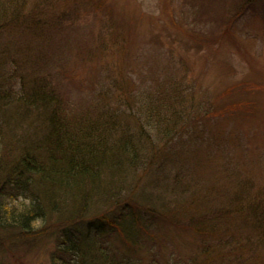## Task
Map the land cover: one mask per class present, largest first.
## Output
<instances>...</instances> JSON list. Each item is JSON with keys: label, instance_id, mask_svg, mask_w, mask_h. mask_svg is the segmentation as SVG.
Returning a JSON list of instances; mask_svg holds the SVG:
<instances>
[{"label": "rangeland", "instance_id": "374dc122", "mask_svg": "<svg viewBox=\"0 0 264 264\" xmlns=\"http://www.w3.org/2000/svg\"><path fill=\"white\" fill-rule=\"evenodd\" d=\"M22 1L1 0L13 5L0 30V94L45 81L63 111L109 110L130 129L152 97L171 101L176 89L186 103L179 133L151 140L160 148L150 170H134L131 189L94 197L95 215L106 216L102 245L134 264H264V0H28L21 19ZM15 100L0 102L12 152L18 140L43 139L47 122ZM82 204L52 213L44 234L0 235V264H52L59 227ZM214 207L231 212L191 219Z\"/></svg>", "mask_w": 264, "mask_h": 264}, {"label": "trees", "instance_id": "16d2710c", "mask_svg": "<svg viewBox=\"0 0 264 264\" xmlns=\"http://www.w3.org/2000/svg\"><path fill=\"white\" fill-rule=\"evenodd\" d=\"M27 3L28 0H25L19 4L22 9L18 17L21 19ZM5 4L7 7L0 0V30L7 26L5 18L13 5ZM245 7L235 9L232 17L241 15ZM232 17L229 20L234 21ZM9 93H13L12 96L8 92H1L0 102L9 103L16 99L18 103L21 102L20 107L30 109L31 113L35 112L36 116L47 122L43 139L32 142L18 140L14 152L11 150V140L0 138L2 239L4 235L8 236L6 240L16 241L44 234L51 226L52 213L82 202L84 212L73 215L59 227L60 241L55 243L50 255L52 264H134L123 255H118L114 249L102 245L97 236H103L106 232V216L95 215L92 202L94 197L111 194L116 186L125 185L131 189L136 184H133L135 175L130 176L131 173L135 174L134 170L140 175L150 170L155 160L152 151L157 145L151 140H169L179 133L187 117L185 101L176 95V89L171 92L173 97L168 99L171 101H167L166 94L164 97L150 98L148 103L144 102V106L141 104L137 107L139 115H133L137 125L130 129L125 128L128 126L120 128L119 118L109 110L95 119L63 111L59 100L61 97L45 81L35 82L21 92L10 90ZM159 148L160 145H157L153 154H157ZM140 175L136 176L138 181ZM175 178L180 185L181 178L178 175ZM181 190L183 192V188ZM119 204L120 201L113 200L106 207L115 210ZM260 205L257 229L264 246V204ZM214 208L207 214L195 216L192 213L191 219L196 222L203 216L219 217L222 213L231 212L221 207ZM120 224L117 223L115 229H120ZM89 242L91 245L84 244ZM186 264L205 263L190 260Z\"/></svg>", "mask_w": 264, "mask_h": 264}]
</instances>
